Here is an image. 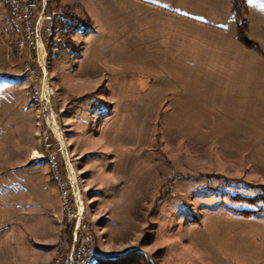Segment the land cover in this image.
<instances>
[{
	"label": "rangeland",
	"instance_id": "rangeland-1",
	"mask_svg": "<svg viewBox=\"0 0 264 264\" xmlns=\"http://www.w3.org/2000/svg\"><path fill=\"white\" fill-rule=\"evenodd\" d=\"M48 2L68 15L48 83L91 264L130 251L141 264H264V0L241 10L259 50L237 39L230 0ZM16 39L0 0V264H54L60 196L32 158L42 114Z\"/></svg>",
	"mask_w": 264,
	"mask_h": 264
},
{
	"label": "built area",
	"instance_id": "built-area-1",
	"mask_svg": "<svg viewBox=\"0 0 264 264\" xmlns=\"http://www.w3.org/2000/svg\"><path fill=\"white\" fill-rule=\"evenodd\" d=\"M6 1L17 26L15 51L23 58L20 76L42 114L38 135L42 151L35 152L32 158L46 162L60 196L64 233L56 248L54 264H91L98 254L94 232L81 195L80 178L76 176L63 131L51 108L53 91L48 83L50 55L60 53L67 45L61 24L68 15L61 8L52 7L48 0Z\"/></svg>",
	"mask_w": 264,
	"mask_h": 264
},
{
	"label": "trees",
	"instance_id": "trees-1",
	"mask_svg": "<svg viewBox=\"0 0 264 264\" xmlns=\"http://www.w3.org/2000/svg\"><path fill=\"white\" fill-rule=\"evenodd\" d=\"M230 4H231V9L233 12L236 13V18H238L237 22H236V35H237V39L243 43L244 45H246L248 48L251 49H256L259 50V46L258 44L250 39L247 35V26L244 20H241V10L242 8H245L244 5V0H230ZM75 20H73L72 23L68 22V25L71 24H75ZM72 26V25H71ZM68 38V37H67ZM66 38L67 42L68 39ZM135 251H130V252H125L120 254L119 256H115L113 258L107 257L104 259H99L97 258V260L95 261L96 264H141V261H136L133 263V258ZM132 258V259H130ZM137 258V257H135ZM99 259V260H98Z\"/></svg>",
	"mask_w": 264,
	"mask_h": 264
}]
</instances>
